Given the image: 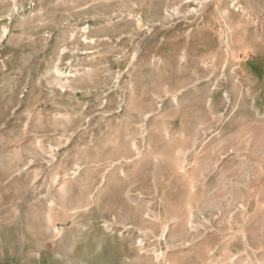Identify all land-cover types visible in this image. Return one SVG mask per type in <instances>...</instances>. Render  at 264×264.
Returning <instances> with one entry per match:
<instances>
[{"label": "rangeland", "instance_id": "1", "mask_svg": "<svg viewBox=\"0 0 264 264\" xmlns=\"http://www.w3.org/2000/svg\"><path fill=\"white\" fill-rule=\"evenodd\" d=\"M0 264H264V0H0Z\"/></svg>", "mask_w": 264, "mask_h": 264}]
</instances>
